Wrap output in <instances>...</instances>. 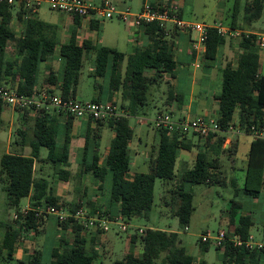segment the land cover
<instances>
[{
	"label": "trees",
	"instance_id": "1",
	"mask_svg": "<svg viewBox=\"0 0 264 264\" xmlns=\"http://www.w3.org/2000/svg\"><path fill=\"white\" fill-rule=\"evenodd\" d=\"M263 9L264 0H248L243 8L241 22L238 21L235 10L230 21L225 23L232 28H239L242 33L237 37L241 51L234 57V62H228L221 68V91L214 96L218 103L215 119L221 126V132L210 133L203 139L198 145L192 166L177 177L175 163L178 151L190 150L193 144L187 139L186 133L175 131L170 134L166 129L159 128V141L148 160V171L129 176L128 144L133 136L129 117L142 114L148 104L152 85L158 84L164 77H175L177 60L172 41L167 37L168 32L157 22L142 24L140 28L147 36V43L138 48L134 55L129 56L124 64L125 53L116 48L97 46L93 40L87 38L82 39L80 43L77 41L79 17L74 16L69 34L60 42L56 24L41 20L36 14L28 13L22 7L0 2V86H7L28 97L36 96L42 88L38 85L40 64L53 56L58 49L62 60L60 78H57L52 69H48L45 88L50 93L57 89L62 96L75 98L83 61L88 59L87 55L93 53L92 74L99 80L107 78L109 99H102V86L98 84L91 100L108 101L116 105L112 94L119 91V108L124 111L121 116L94 121L95 129L90 128L93 121L87 119L80 173L90 174L97 181L98 190L102 188L106 178H109V206L102 210L95 203L59 201L49 180L42 174L37 175L42 164L49 163L54 178L67 181L70 177V172L65 168L68 165L71 139L70 123H66L61 145H58L57 138L58 116L63 113L55 108H42L35 112L30 109L18 110L23 112V118L28 116V113H33L30 116L33 120L32 136L28 137L25 127L19 130L21 139L29 140L31 152L29 155L3 153L0 156V182L4 184L8 204L19 206L22 198L29 197L33 209L52 205L57 208L64 206L66 210L73 212L86 205L91 215L99 211L108 217L120 216L123 221L128 222L135 217L148 218L153 203L155 180L161 179L166 183H178L175 192L178 203L173 214L181 225L186 226L194 208L192 191L187 189V185L225 182L218 156L224 151L228 154L237 151L236 140L229 143L228 147H223L229 127L251 135L252 128L264 126V75L258 71L260 40L256 33H245L242 28L243 24L250 25L259 19ZM13 10L17 21L22 25L19 34L11 26ZM91 26L96 28V23L92 22ZM171 30L172 33L178 31L175 27ZM225 39L217 34L215 28H208L204 41V59H215ZM9 42H13L11 57L6 56ZM164 100L166 106L176 102L178 109L183 104V95L169 85ZM4 105L6 104L0 98V127L3 123L1 114ZM65 115L68 119L73 118L71 115ZM103 126L111 129L114 135L107 152L101 155L98 139ZM41 148L47 150L44 157L40 155ZM234 185L235 195L242 192L251 198H257L264 189V138L252 137L247 152L244 184L240 188ZM239 209V204L232 200V205L227 211L229 227L226 239L215 246L219 251L221 264H264L263 249L248 248L244 243L234 245L227 239L237 235L244 241L250 235L254 219L250 213L239 212ZM49 216L37 218L30 212L25 217L13 219L16 225H6L0 240V254H5L7 259H13L22 232H38L39 226ZM52 216L60 230L66 234L70 233V240L60 238L59 244L51 247L49 263L94 264L98 252L92 244L98 241L102 232L85 228L71 216L65 220ZM262 232L264 235V224ZM128 242L130 250L114 264H194L193 256L180 244L178 233L175 231L147 227L141 229V232L130 234ZM137 243L141 249L139 254L134 251ZM88 244H91L89 248ZM201 249L207 250L208 243L201 241ZM38 255L39 250H36L32 255L33 261L38 262ZM195 264L208 262L200 259Z\"/></svg>",
	"mask_w": 264,
	"mask_h": 264
},
{
	"label": "rangeland",
	"instance_id": "2",
	"mask_svg": "<svg viewBox=\"0 0 264 264\" xmlns=\"http://www.w3.org/2000/svg\"><path fill=\"white\" fill-rule=\"evenodd\" d=\"M90 3H98L100 0H87ZM114 1V0H110ZM248 0H185V4L188 6V13L190 12V17L192 19L204 20L210 22L213 19L215 21H221L222 23H228L231 19L232 13L237 10V19L239 22L242 20L243 8ZM128 4H133L132 11L137 10L139 7L140 0H126ZM114 3V2H113ZM115 4V3H114ZM15 10V9H14ZM13 10V15L15 11ZM61 12L49 10L46 5L42 4L39 7L36 15L39 19L44 21H55L58 22V17ZM186 13V12H185ZM64 14V13H63ZM100 31H88L87 37H89L96 44L115 47L117 50L126 53H130L133 46L130 43V39L134 30L137 27H128L121 21L117 19H105ZM19 34L21 25L16 23L13 25ZM243 30H257L260 34L264 35V9L259 19L252 22L250 25L243 24ZM65 30H63L61 40L66 39ZM195 33V32H194ZM145 36L142 34V39ZM232 38V37H225ZM237 40V37H236ZM6 56H13V42H9L6 49ZM88 59L83 61L82 67L80 69L79 81L76 87L75 96L76 99L81 101H90L92 95L95 93L97 85L107 86V78H101L100 80L93 76L91 71L93 69V58L94 54L91 53L87 55ZM51 59L52 67L58 71L60 68V60L58 55L54 54ZM50 59L42 62L39 69V79L43 73L47 71L48 63ZM47 63V64H46ZM46 64V65H45ZM259 73L264 75V46L259 49ZM182 74H179L178 84L175 85V90L183 95L184 101L188 100L189 96V84ZM167 77L159 82L158 84L152 85L150 88V96L148 104L145 105L142 117L146 122L153 119L158 113L171 112L173 118H176V109H171L169 106L164 104V99L167 96L169 82ZM198 83L193 90V98H197L200 95V85ZM211 89L214 94H219L221 91V76L217 73L216 78L212 82ZM119 103L117 102V105ZM176 108V102H174ZM172 107V106H171ZM218 114V108L213 112V117ZM175 116V117H174ZM2 126L0 127V156L5 153V135L8 127L12 125L14 129L13 138L19 137L16 134V128L18 126L19 113L14 111L10 106L4 105L2 110ZM179 118V117H177ZM136 116L129 117V124L134 130V133L140 131V136L142 143L137 147L134 146L137 152H134L133 148L130 147V163L128 174L132 175L137 172H147L148 171V160L149 154L152 147H156L159 141V132L153 126V124L140 125L136 122ZM30 123L25 121L20 127H25L29 129ZM29 132V130H28ZM111 131L105 127L102 132L101 138V150L103 152L104 146L110 143ZM189 138L192 139L196 145L198 141L203 142L199 136L192 133H188ZM229 135L234 138L237 142V152L233 154H228L227 152H222L219 154L218 158L221 164V170L223 176H225V182L206 185L204 183L187 185V189L192 191L193 200V210L191 212L189 222L186 226L179 223L178 218L173 214L177 207L178 198L175 199V192L178 183L175 181L166 183L161 179H156L154 184L153 193V203L151 209L148 213V218L135 217L126 222L127 229L120 230L115 224H113L105 234V237L101 240L100 237L98 241L93 243V247L96 248L98 252V257L94 264H114L116 260H121L125 253L130 250V244L128 242V237L130 234L140 232L139 229L151 227L156 229H162L167 231H175L178 233V238L180 244L185 247L186 251L193 256L194 264L199 259H205L208 264H221L219 258V251L215 248L212 240L208 242V249L203 251L201 249V236L208 235L214 236L219 230H228L227 211L232 205L233 201H238L243 204V208H240V212H249L252 209L254 224L250 231L255 236L256 239L261 237L262 231V221L264 217V189L259 194L257 198H251L239 192L237 195L234 194L233 185L236 187H242L244 184V173L243 166L246 163V151L248 146V141L252 137L244 132L232 131ZM199 143V144H201ZM107 149V147H106ZM198 146L192 147L190 150L179 149L178 156L175 163V174L180 177L186 169L191 167ZM42 154L46 152L45 148H41ZM149 152V153H148ZM153 153V152H152ZM182 156V157H181ZM183 158L186 159V164L183 163ZM49 178L52 180L53 170L49 168L47 170ZM90 175V174H89ZM91 176V175H90ZM232 179L234 181H232ZM231 180V182H230ZM234 182V184L232 183ZM88 190L90 191L91 185L88 182ZM109 187L110 180L107 177L103 182L102 188L100 190L95 188V193H98L102 198L96 199L101 204H107L109 201ZM27 203V197L20 200L19 206H11L8 204V198L6 191L4 190V184L0 182V240L4 234L5 227L7 224L13 226L16 223L13 221V214L18 212ZM26 206V205H25ZM87 208L86 205L83 206ZM38 232L35 231H23L19 242L17 243V250L13 259H7L5 254H0V264H50L51 259L50 249L52 246L58 245L60 238H65L70 240V233H65V231L60 230L56 223L55 218L50 215L46 218L44 223L39 226ZM69 245V244H68ZM91 244H88V248ZM137 243L134 251L139 248ZM36 250H39L38 262L33 261Z\"/></svg>",
	"mask_w": 264,
	"mask_h": 264
},
{
	"label": "crops",
	"instance_id": "3",
	"mask_svg": "<svg viewBox=\"0 0 264 264\" xmlns=\"http://www.w3.org/2000/svg\"><path fill=\"white\" fill-rule=\"evenodd\" d=\"M130 1L132 2V0H130ZM101 2H103V0H100L98 3H92V4L98 5ZM113 2L119 8H128L130 10L133 8V4L132 3L128 4L126 2V0H114ZM144 2H150L154 5L168 6L172 9H174L175 11H177V13L180 14V16L182 18H186V19H189L192 21H198V20L192 19L190 17V12L188 13V10H187L188 6L185 4V0H140L139 5H138V7H139L138 9H140V7L143 5ZM137 10H134V11H137ZM60 16H62V17L57 18L58 22L52 21L50 23H54L57 25L58 34H59V41L62 42V41H64V40H61L63 30L66 31L64 36L65 35L67 36L69 34L72 26H73L74 16H70V15H67L65 13L63 14L62 12L60 13ZM213 21H215V20L213 19L210 22L200 20V22H205V23H209V24L214 23ZM92 22L96 23V28H93L91 26ZM215 22H217V21H215ZM15 23L17 25L18 24L21 25L17 21L16 15H13L11 26L14 29H15V27L13 25ZM103 23H104V21L102 19L96 18V19H91L89 21L88 19L79 18V25L77 28V41L80 43L82 41V39H84V38L90 39L89 37H87L88 31H90V32H92L94 30L100 31ZM20 27L22 28V25ZM128 27H130V26H128ZM20 30H19V33H20ZM15 31L17 33L16 29H15ZM134 31L136 33L132 32L133 36L130 39V43L133 46V49L130 53L125 54L124 64H126L129 56L134 55L138 48H140L142 45L147 43V36L143 33V30L140 27H137ZM246 32H252V33L259 34V31H257V30H248ZM142 34H144V36H145L144 39H142ZM170 36H172V37H170ZM167 37L169 38V40L172 41L174 56L177 60V66L175 69V77L168 79V80H170L169 85H171L175 89V85H177L178 81H179V74H182L183 76H185L184 78L188 81L189 93H190L188 96V100L184 101V98H183V104L181 105L180 108L176 109L175 104L173 102L170 103V105H168V106L172 110L173 109L177 110L175 113V114H177L176 118L182 117V116H186L189 118H195L197 116H211V117H213V112H215L216 108H218V103L214 98V96L216 94H214L212 89H211L212 82L216 78L217 73H220V76H221V68L228 62H234V57L241 51V48L238 46V41L236 40L235 37L225 39V42L219 47L218 53H217L215 59L206 60L203 57L204 47L199 42V34L197 32L194 33L193 31L187 32V31L178 30V31L172 33V30H171L167 33ZM96 45L100 46V44H98V43H96ZM113 48H115V47H113ZM54 54H57L58 59L60 60L59 70L56 71L52 67V65L50 63L51 62L50 57L48 58V59H50V61L47 63H48V68L52 69L56 73L57 78L59 79L60 78V72L62 69V60L59 57L58 49L55 50ZM91 71H93V69ZM43 74L44 75L40 76V79L38 77V85H39V87L45 88L46 85L44 82H45L46 76L48 74V70L45 71ZM198 83H202L200 85L201 91H200V95L194 99L193 98V90L195 89V86ZM59 84H60V81H58V85ZM58 85H57V87H58ZM55 92H59V90L56 89ZM93 96H94V94L92 95V97ZM101 97L103 100L109 99L108 98V86H104V87L102 86ZM75 98H76V96H75ZM112 100L114 102H116V106H117L118 110L123 111V109L119 108V104L117 105V102L118 103L120 102V92L119 91H115L112 94ZM164 104H165V100H164ZM13 110L17 111L19 113V118H18V126L19 127L16 128V134L19 135V130L24 129V127H20V125L23 124L27 119V121L30 123L29 129H27V135L30 138L32 136V128L31 127L33 124V120H31L30 116L33 115V113H28L27 114L28 116L23 118V112L22 111H18L16 109H13ZM136 118H137L136 122L140 125L149 124V121L152 124V119H150L148 122H146L142 117H140V115H137ZM214 118H216V117H214ZM58 120H59L58 121L59 122L58 123V133H57L58 145H61V143L63 141L64 134L66 132V125H67L66 123H70V136H71L70 138L71 139H70V144H69L68 165L65 166V168L70 172V177L67 181L55 180V179L52 180L51 178H49V174L47 173V170L49 168H52V166L49 163H43L41 171L40 172L38 171L39 173H37V175L42 174L43 176H45L49 180V182L53 188L54 195L56 196L57 199H59V201H64V202L81 201L83 203H95V205L99 206L98 207L99 209H102V210L106 209L109 206V201H107V204H101L98 201H96L97 198L98 199L102 198L100 195H98L99 192L95 193V188L97 189V181L95 179H93L89 174H81L80 173V170H81L80 164H81L82 159H83L82 149L84 146V135L87 132V119H85V118H74V117L72 119H68L65 114H61L58 116ZM105 127L106 126H103L99 132L100 136H99L98 142H99V149H100L101 155H104L108 150L107 144L104 146L103 152L101 150L102 132H103V129ZM90 128L95 129L96 123L91 122ZM28 130H29V132H28ZM109 130L111 131V134H110V136H111L110 140H111L114 133L111 129H109ZM13 133H14V129H13L12 125H10L8 127V130H7L6 135H5V141H4L5 153H16V154L29 155L31 152V148L29 146V140L24 141L23 139H21L20 135L18 138L17 137L13 138ZM188 133H186L187 139L190 140L191 143L193 144L192 147L198 146L199 143H201V141H198V143L196 145V143L192 139L189 138ZM198 139H200V138H198ZM201 140L203 141V139H201ZM251 140H252V137L248 141V146H247V151H246V159H247V152H248ZM233 141H234V138L229 135V132L226 133L223 147H228L229 143H231ZM141 143H142V140H141V136H140V131H138V133L135 134L134 130H133V136L130 139L129 144H128L129 149L131 147V148H133L134 152H137V150L134 146L137 147L139 144L141 145ZM106 147H107V149H106ZM153 150H154V147H152V150L150 151V153L149 152L148 153L152 154ZM46 154H47V150H46V152H44L42 154L41 149H40V155L42 157H44ZM150 156L151 155H149V158H150ZM129 157H130V155H129ZM130 160H131V158H130ZM183 163L186 164L185 158H183ZM245 168H246V163L243 166V171H242L244 173V178H245ZM132 175H129V176H132ZM232 181H234V180L232 179ZM88 182L90 183L91 188H92L90 191L88 190V186H89V185H87ZM230 182H231V180H230ZM235 203L239 204L240 208H243V204L241 202H238L235 200ZM25 205H30V198L29 197H27V203ZM251 207L253 209L254 205L251 204ZM252 209L248 213H250L251 216L253 217ZM114 217H116V216H114ZM227 220H229L228 212H227ZM263 224H264V217H263L262 225ZM105 234H106V232L101 233L99 235L101 240L105 237ZM250 234L255 238V236L252 234L251 231H250ZM262 235H263V232L261 231V236ZM130 248H131V246H130ZM140 251H141V249L139 247L135 251V253L139 254ZM17 252H18V250H17Z\"/></svg>",
	"mask_w": 264,
	"mask_h": 264
},
{
	"label": "built area",
	"instance_id": "4",
	"mask_svg": "<svg viewBox=\"0 0 264 264\" xmlns=\"http://www.w3.org/2000/svg\"><path fill=\"white\" fill-rule=\"evenodd\" d=\"M9 5H16L22 7L28 13L36 14L39 7L44 4L49 10L65 13L70 16H77L81 19H117L130 27H140L144 23L157 22L164 27L166 32L170 29L176 28L180 31L197 32L199 34V42L204 47V41L207 35L208 28H215L218 35L222 37H238L242 30L239 28H232L221 21L214 23H205L199 21H192L180 17L177 12L165 5H153L150 2H144L137 11H131L128 8H119L110 0H103L98 5H93L87 0H0ZM27 15V13H26ZM245 33H249L244 31ZM257 34V33H256ZM260 40V47L264 46V35L257 34ZM0 98L3 102L16 110L30 109L33 112L42 108H55L63 114L71 115L74 118L104 120L113 116H121L124 111L118 110L117 106L108 101H81L72 97H64L59 92L50 93L46 88H42L34 97H28L18 94L15 90L0 86ZM152 124L155 128L166 129L170 134L175 131L181 133H192L204 139L210 133L221 132V126L214 117L211 116H197L189 118L182 116L173 118L171 113H158L153 119ZM237 131L238 129L229 127L228 132ZM252 137L264 138V126L251 129ZM30 212L34 213L35 217H45L46 215H54L59 220H65L71 216L77 222L82 224L85 228L100 230L102 233L110 230L111 226L115 224L120 230H126L127 224L120 216L108 217L100 214L97 211L91 215L84 207H78L75 211L69 212L64 206L55 207L47 205L41 209H33L30 205H26L13 214V219L19 216L25 217ZM141 232V229H139ZM226 239V231L219 230L216 235L208 236L202 235V242H210L216 246L221 244ZM233 242L234 245L244 243L248 248H257L264 250V235L259 239H255L251 234L247 240H242L237 235L227 238Z\"/></svg>",
	"mask_w": 264,
	"mask_h": 264
}]
</instances>
